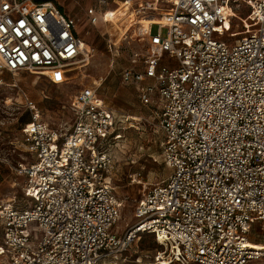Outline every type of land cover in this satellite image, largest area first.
Segmentation results:
<instances>
[{
    "label": "built area",
    "instance_id": "built-area-1",
    "mask_svg": "<svg viewBox=\"0 0 264 264\" xmlns=\"http://www.w3.org/2000/svg\"><path fill=\"white\" fill-rule=\"evenodd\" d=\"M238 1L118 5L133 26L151 21L145 48L132 53L120 78L156 107L171 170L143 193L123 234L113 229L124 201L109 149L121 134L98 84L71 100L68 132L51 127L26 96L30 120L18 148L29 159L19 163L27 199L0 201V257L9 264H100L146 232L163 245L155 264H250L262 256L249 238L257 225L264 231V0H244L245 32L229 41ZM109 5L98 0L97 8L111 23ZM97 8L86 11L90 24H98ZM79 23L54 0H0V72L67 79L92 56Z\"/></svg>",
    "mask_w": 264,
    "mask_h": 264
},
{
    "label": "rangeland",
    "instance_id": "rangeland-1",
    "mask_svg": "<svg viewBox=\"0 0 264 264\" xmlns=\"http://www.w3.org/2000/svg\"><path fill=\"white\" fill-rule=\"evenodd\" d=\"M54 1L63 11L82 19L81 22L86 18L87 8L98 4V0ZM118 4L122 5V2L110 0L111 8ZM233 4L237 8L227 31L229 41L245 32L243 20L250 10L247 1L241 0ZM129 13L123 7L117 8L115 13L113 9L108 10L106 16L111 21V27L102 19L97 25L83 22L80 31L84 39L83 45L91 47L92 56L86 66L73 69L63 82L55 83L26 71L17 75L7 70L0 72L1 202L22 205L27 199L25 177L19 173V163L29 159L18 148L23 129L30 120V113L25 105L26 96L36 103L43 119L51 127L68 132L75 123L71 100L83 86L94 82L98 84L105 103L116 110L117 132L121 134L117 139L111 140L109 145L115 160L112 181L124 201L114 232L123 234L135 223V208L143 193L171 174L164 161L163 133L158 127L156 107L143 104L135 88L121 82V69L129 65L134 51L144 49L147 44V39H143V32H147L149 22L144 18L141 24L133 26L130 17L124 16ZM156 31L157 27H153V32ZM163 34H166V30ZM249 239L252 247L262 252V256L250 264H264V231L257 225ZM162 249L163 245L153 234L141 233L129 247L105 258L100 264H155L154 256ZM0 264L9 263L0 257Z\"/></svg>",
    "mask_w": 264,
    "mask_h": 264
},
{
    "label": "crops",
    "instance_id": "crops-1",
    "mask_svg": "<svg viewBox=\"0 0 264 264\" xmlns=\"http://www.w3.org/2000/svg\"><path fill=\"white\" fill-rule=\"evenodd\" d=\"M117 3L120 1V2H122V5L121 6H123V2L125 1V0H115ZM98 5V4H97ZM118 5H120V4H118ZM118 5L116 6V7H114V8H111V5H109V10L110 9H113V10H115V9H117L118 8ZM91 7H98V6H91ZM90 8V7H89ZM89 8H87V10L89 9ZM97 12H96V15H97V17H98V23H99V21H100V19H102V21L105 23V24H107L108 26H112L111 25V23H109V22H106V20H105V14H104V12L102 11V10H99L98 8H97V10H96ZM65 13H67V14H69V15H74V14H71V13H69V12H66V11H64ZM74 16H76V15H74ZM107 17V16H106ZM80 20V22H81V20L82 19H79ZM84 21H87V24H90V22H89V19H88V16H87V14H86V18H85V20ZM84 21H82L81 23H79V25H80V31H81V27L83 26V22ZM90 46V45H89Z\"/></svg>",
    "mask_w": 264,
    "mask_h": 264
},
{
    "label": "bare ground",
    "instance_id": "bare-ground-1",
    "mask_svg": "<svg viewBox=\"0 0 264 264\" xmlns=\"http://www.w3.org/2000/svg\"><path fill=\"white\" fill-rule=\"evenodd\" d=\"M146 21H148L149 22V25H150V22L151 21L148 18H146ZM148 31H149V26L147 27V32ZM63 79H64V77L61 75V73H59L57 76L54 77L55 82H61ZM249 246H251V248H253L252 245H251V243H250V240H249ZM253 249L260 250V249H257V248H253ZM171 263H170V261H165L164 262V264H171Z\"/></svg>",
    "mask_w": 264,
    "mask_h": 264
}]
</instances>
